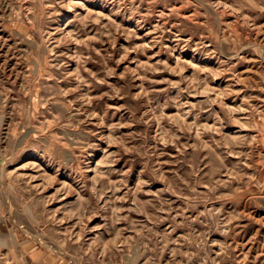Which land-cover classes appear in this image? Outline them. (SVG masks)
Listing matches in <instances>:
<instances>
[{"label": "rangeland", "instance_id": "rangeland-1", "mask_svg": "<svg viewBox=\"0 0 264 264\" xmlns=\"http://www.w3.org/2000/svg\"><path fill=\"white\" fill-rule=\"evenodd\" d=\"M0 264H264V0H0Z\"/></svg>", "mask_w": 264, "mask_h": 264}]
</instances>
